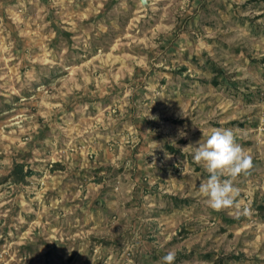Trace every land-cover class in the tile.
Segmentation results:
<instances>
[{"label": "rangeland", "instance_id": "obj_1", "mask_svg": "<svg viewBox=\"0 0 264 264\" xmlns=\"http://www.w3.org/2000/svg\"><path fill=\"white\" fill-rule=\"evenodd\" d=\"M212 128L252 157L238 209L183 151ZM168 251L264 264V0H0V264Z\"/></svg>", "mask_w": 264, "mask_h": 264}, {"label": "clouds", "instance_id": "obj_2", "mask_svg": "<svg viewBox=\"0 0 264 264\" xmlns=\"http://www.w3.org/2000/svg\"><path fill=\"white\" fill-rule=\"evenodd\" d=\"M191 149L193 162L203 167L207 178L198 187V192L206 198L207 205L215 210L238 209L239 189L236 179L248 174L253 167L252 157L237 143L232 129L212 128L206 138L196 146L188 145L183 151ZM167 156V155H166ZM176 254L168 251L158 264H174Z\"/></svg>", "mask_w": 264, "mask_h": 264}, {"label": "trees", "instance_id": "obj_3", "mask_svg": "<svg viewBox=\"0 0 264 264\" xmlns=\"http://www.w3.org/2000/svg\"><path fill=\"white\" fill-rule=\"evenodd\" d=\"M31 175V171L24 170L21 166L17 164L14 165L13 169L10 171L8 175V179L11 183L14 184H25L26 179ZM221 261H219V264Z\"/></svg>", "mask_w": 264, "mask_h": 264}, {"label": "water", "instance_id": "obj_4", "mask_svg": "<svg viewBox=\"0 0 264 264\" xmlns=\"http://www.w3.org/2000/svg\"><path fill=\"white\" fill-rule=\"evenodd\" d=\"M142 3L144 2V0H140Z\"/></svg>", "mask_w": 264, "mask_h": 264}]
</instances>
